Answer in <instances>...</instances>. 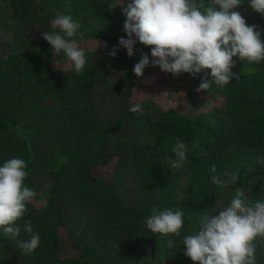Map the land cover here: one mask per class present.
Here are the masks:
<instances>
[{"label":"trees","instance_id":"obj_1","mask_svg":"<svg viewBox=\"0 0 264 264\" xmlns=\"http://www.w3.org/2000/svg\"><path fill=\"white\" fill-rule=\"evenodd\" d=\"M0 1L5 5L0 6L4 13L2 26H6L8 16L24 19L31 14L49 23L47 32L58 31L50 21L57 13H63L81 24L84 36H77L78 42L96 40L105 46L103 51L86 56L87 69L81 73L55 72L51 46L44 39L40 40L39 50L26 49L7 58L0 56V166L11 158L25 160V186L33 189L36 197L17 221L22 229L18 239L30 238L23 231L25 221L31 222L33 232L40 237L39 247L31 255H24L16 241L0 230V264H94L108 255L118 257L124 253L139 264V247L151 235L146 229V218L153 209H179L171 193L173 168L156 160L178 141L189 144L180 172L191 171V180L201 182L200 188L194 189L195 196L184 206L181 232L193 221L198 222L197 214L207 211L217 200L226 203L228 194L237 188L244 190L250 200L261 188L264 166L255 163L248 171L237 165L231 170L233 156L228 149L235 141L245 150H261L264 154V61L249 64L234 58L232 72L240 76L239 80L233 79L224 87L213 84L200 92L196 89L202 78L206 75L211 80L210 70L195 78L188 73L178 77L171 74L175 81L190 83V103L208 96L212 110L193 114L189 111L180 117L162 112L153 121L129 111L135 105L136 92L142 88V76L134 73V58L149 56L151 49L137 42L134 55L129 57L126 49L118 46L119 38L127 39L122 8L117 10L121 22L118 30L106 32L96 28L93 21L109 14L112 9L108 3L95 2L87 7L81 0ZM120 2L123 4L124 0ZM200 2L210 4V0ZM246 7L242 16L248 25L256 26L264 41V15L255 12L249 3ZM113 48H117L115 57L109 55ZM44 51H48L46 57ZM66 59L60 54L56 62ZM118 64L129 70L122 95L124 113L154 138L153 145L143 142L139 135L119 139L102 124L91 105L96 86ZM50 98L56 103L49 106L44 100ZM223 114L236 117V122H225L220 117ZM213 165L215 173L211 171ZM127 171L134 175L136 192L131 198H122L118 175ZM237 172V181L226 188L211 182L213 175L227 180L226 174ZM168 238L159 239L162 253L156 264H193L184 255L186 246L175 256L170 255ZM256 264H264L262 241L257 242Z\"/></svg>","mask_w":264,"mask_h":264},{"label":"clouds","instance_id":"obj_2","mask_svg":"<svg viewBox=\"0 0 264 264\" xmlns=\"http://www.w3.org/2000/svg\"><path fill=\"white\" fill-rule=\"evenodd\" d=\"M240 5L241 0H210L208 6L200 0H124L121 8L127 39L119 38L118 46L126 49L129 57L134 55L137 42L151 49V59L142 54L135 64L137 77L149 66L174 77L188 73L195 78L210 70L211 80L205 75L196 91H207L213 84L224 87L233 79L239 80L240 76L232 72L234 58L249 64L264 61L261 33L234 10ZM249 5L264 15V0H249ZM51 24L58 31L42 32V39L51 46L53 56L64 54L74 70L82 72L87 59L76 39H83L81 24L63 13H57ZM116 54L117 48L109 53L112 57ZM129 111L142 113L143 109L137 103ZM186 151L187 146L178 141L173 147L177 159H170L169 166L182 167ZM26 168L21 158L8 159L0 166V230L16 241L22 254L31 255L39 247V234L33 232L30 221H25L23 231L30 238L19 240L22 229L17 224L36 197V192L25 186ZM211 171L216 172L214 165ZM226 175L227 180L213 175L211 182L226 188L237 181L238 172ZM213 213L202 214L196 230L183 238L184 255L193 264H256L257 242H264V199L252 201L237 188L230 203ZM184 216L181 209H153L145 220L146 229L158 239L179 237ZM167 246L173 249L175 242L168 239Z\"/></svg>","mask_w":264,"mask_h":264},{"label":"rangeland","instance_id":"obj_3","mask_svg":"<svg viewBox=\"0 0 264 264\" xmlns=\"http://www.w3.org/2000/svg\"><path fill=\"white\" fill-rule=\"evenodd\" d=\"M44 1V0H36ZM83 4L87 7H91L92 3H108L111 6V11L109 14L104 15L100 18L94 19L93 23L96 28L106 32H115L120 26V20L117 10L121 8L122 3L120 0H81ZM249 0H241L240 7L234 9L243 15L246 12V5ZM0 6L4 7L2 1H0ZM0 11V21L2 19V13ZM52 21V20H51ZM50 21V24H51ZM6 26L0 25V56L2 58H7L11 54L18 52H23L26 49L37 48L40 49V40L42 39L41 33L47 32L49 28V23L45 22L43 19L36 17L34 15H28L24 19L21 17L13 18L8 16L6 18ZM52 25V24H51ZM264 42V41H262ZM79 46L85 51V56L92 54L94 52L103 51L105 46L101 43L100 46L96 40L80 41ZM43 55L46 57L48 51H44ZM57 56H53V69L57 73H68L73 72L74 67L71 62L63 60L62 62H56ZM105 59V58H104ZM141 56L134 58L135 64L139 62ZM151 59V54L149 55ZM87 69V65L82 72ZM81 73V72H80ZM129 70L122 64L114 65L113 69L105 75V78L98 83L96 86L92 98L91 105L95 109L96 113L99 115L102 124H104L109 130L113 131V134L121 140L131 139L133 136L139 135L143 142H147L149 145L154 144V138L149 137L148 133L140 127L138 122L133 121L124 113V107L122 104L123 93L126 87V82L128 78ZM141 86L133 99L135 104L139 103L143 109L142 115L144 117H149L153 121L159 119L162 112L170 113L174 117H180L185 115L190 111L193 114L194 111L199 113H209L212 107L209 105V97L201 96V100L197 103L191 102L189 100L191 85L187 80L175 81L171 78V73H164L159 67L152 68L147 67L144 70L143 76L141 78ZM11 87V85L9 86ZM46 105H53L56 100L53 98L44 100ZM201 106H198L200 105ZM198 109V110H197ZM225 122L233 124L236 117H230L226 115L220 116ZM234 138V137H232ZM234 141V140H232ZM189 149V144L183 142ZM170 147L163 157H157L156 160L165 165L171 159L170 155H174L171 160L177 159L175 153L173 152V147ZM187 152V151H186ZM210 152L207 151V154ZM228 154L233 156L232 167L237 165H243L248 171H251L255 163H260L264 166V154L261 150L248 151L240 146L239 143L235 142L229 146ZM175 173L174 184L171 188V193L174 196V201L178 203L179 209L183 210L187 203V200L191 199L195 195L193 194L195 188H200V180H191V171H181L180 168H173ZM133 174L130 171L120 173L118 175V192L122 198H131L132 193H135L136 181L133 179ZM263 184L261 188L255 191L251 200L264 199V174L262 175ZM193 185V191H190ZM235 191L228 194L227 202H222L217 200L211 207L200 214L213 213V210H219L220 208L227 206L230 200L234 197ZM36 208H41L40 204H35ZM214 214V213H213ZM198 222L193 221L192 225L182 231L179 237L171 236L168 239H172L175 242V247L170 249V255L175 256L176 253L181 251L185 246L182 240L185 236L192 234L197 226ZM151 237V238H150ZM144 246L139 247L141 251L140 263L139 264H156L161 258L162 244L156 235H150L149 238L145 239ZM102 252V251H101ZM116 253V252H115ZM117 254V253H116ZM119 257V258H118ZM108 255L105 259L95 262L94 264H134L133 258L130 254H122V256Z\"/></svg>","mask_w":264,"mask_h":264}]
</instances>
